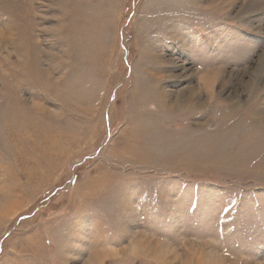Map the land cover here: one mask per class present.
<instances>
[{
	"label": "rangeland",
	"instance_id": "374dc122",
	"mask_svg": "<svg viewBox=\"0 0 264 264\" xmlns=\"http://www.w3.org/2000/svg\"><path fill=\"white\" fill-rule=\"evenodd\" d=\"M0 264H264V0H0Z\"/></svg>",
	"mask_w": 264,
	"mask_h": 264
}]
</instances>
